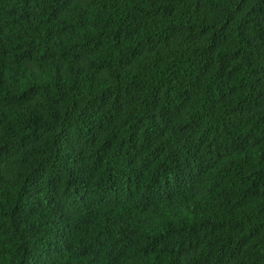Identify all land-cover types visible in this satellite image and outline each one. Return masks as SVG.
<instances>
[{"label": "trees", "instance_id": "16d2710c", "mask_svg": "<svg viewBox=\"0 0 264 264\" xmlns=\"http://www.w3.org/2000/svg\"><path fill=\"white\" fill-rule=\"evenodd\" d=\"M0 264H264V0H0Z\"/></svg>", "mask_w": 264, "mask_h": 264}]
</instances>
